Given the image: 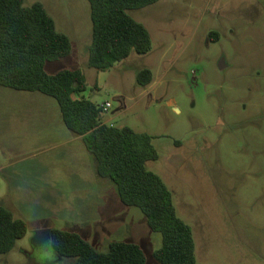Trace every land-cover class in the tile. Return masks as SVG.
I'll list each match as a JSON object with an SVG mask.
<instances>
[{"label": "rangeland", "instance_id": "1", "mask_svg": "<svg viewBox=\"0 0 264 264\" xmlns=\"http://www.w3.org/2000/svg\"><path fill=\"white\" fill-rule=\"evenodd\" d=\"M36 2L72 45L70 55L46 64L47 73L80 69L82 96L110 104L102 122L152 137L158 158L145 169L161 178L191 228L195 264H264V0H157L129 10L151 48L105 72L87 66L88 2L24 5ZM143 69L152 73L145 87L136 83ZM62 130L53 98L0 86V206L28 226L0 264H69L47 240L32 243L50 229L78 232L103 252L113 241L134 242L145 264H160L153 257L160 234L139 209L121 204L82 143H69ZM248 233L258 236L257 251L237 242Z\"/></svg>", "mask_w": 264, "mask_h": 264}, {"label": "trees", "instance_id": "2", "mask_svg": "<svg viewBox=\"0 0 264 264\" xmlns=\"http://www.w3.org/2000/svg\"><path fill=\"white\" fill-rule=\"evenodd\" d=\"M86 1L92 23L89 68L105 72L131 52L143 55L150 50L148 30L127 11L144 8L157 0ZM71 50L69 37L56 29L41 3L25 6L24 0H0V86L53 98L65 127L72 135L81 137L92 156L97 176L109 180L121 204L139 209L148 228L160 234L161 246L153 253L154 259L160 264H195L191 228L177 216L172 195L161 178L145 169L146 162L158 158L152 137L128 127L102 123L101 106L82 96L86 84L80 69H62L54 74L45 71L48 62L67 57ZM151 82L150 70L137 73L139 86ZM27 227L10 209L0 206V255L15 247L26 235ZM46 232L51 249L70 260L69 264L146 262L142 248L134 242L113 241L103 252L78 232Z\"/></svg>", "mask_w": 264, "mask_h": 264}, {"label": "crops", "instance_id": "3", "mask_svg": "<svg viewBox=\"0 0 264 264\" xmlns=\"http://www.w3.org/2000/svg\"><path fill=\"white\" fill-rule=\"evenodd\" d=\"M49 15V14H48ZM50 16V15H49ZM74 69H76V68H74ZM62 70V69H61ZM45 71H46V65H45ZM60 71V70H59ZM47 72V71H46ZM58 72V71H57ZM56 73V72H55ZM48 74H51V73H48ZM52 74H54V73H52ZM28 93H35V92H28ZM29 95H36V94H29ZM31 97H34V96H31ZM43 113H41V112H35V113H32L31 115H33V117H35V116H43L42 115ZM61 116V115H60ZM55 117H56V115H55ZM62 119V118H61ZM59 121V120H58ZM102 123H104V122H102ZM64 124V123H63ZM105 124V123H104ZM65 126V125H64ZM61 134H62V136L65 138V140L66 141H68L69 143H75L76 145H77V147H82L81 146V143H82V140H81V137H77V136H74V135H72L71 134V132H69V130H68V132H66V130H62L61 131ZM82 145H83V143H82ZM84 146V145H83ZM84 149H85V147H84ZM86 150V149H85ZM99 179H101V178H99ZM231 231H254L255 229L254 228H231L230 229ZM236 237H237V242H240V243H247L248 245H250V250L252 251V250H254V251H257L258 250V247H257V243H256V240L258 239L257 237V235H255V234H250V233H248V234H243V235H236ZM262 238H264V237H262ZM262 241V240H261ZM260 247H259V249L262 251V252H264V241H262L261 243H260ZM257 254H259V253H257ZM259 256H261V254L259 255Z\"/></svg>", "mask_w": 264, "mask_h": 264}, {"label": "water", "instance_id": "4", "mask_svg": "<svg viewBox=\"0 0 264 264\" xmlns=\"http://www.w3.org/2000/svg\"><path fill=\"white\" fill-rule=\"evenodd\" d=\"M221 68V66H220ZM47 230H39L35 233L34 237H33V243L37 244V245H41L42 242H44L45 240H47Z\"/></svg>", "mask_w": 264, "mask_h": 264}, {"label": "built area", "instance_id": "5", "mask_svg": "<svg viewBox=\"0 0 264 264\" xmlns=\"http://www.w3.org/2000/svg\"><path fill=\"white\" fill-rule=\"evenodd\" d=\"M103 112L107 111L108 108H110V104L109 103H105L103 106H101Z\"/></svg>", "mask_w": 264, "mask_h": 264}]
</instances>
